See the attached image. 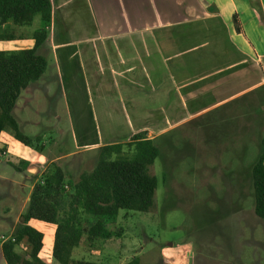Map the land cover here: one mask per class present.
Returning a JSON list of instances; mask_svg holds the SVG:
<instances>
[{
    "label": "crops",
    "instance_id": "1",
    "mask_svg": "<svg viewBox=\"0 0 264 264\" xmlns=\"http://www.w3.org/2000/svg\"><path fill=\"white\" fill-rule=\"evenodd\" d=\"M52 6L49 36L39 51L51 54L55 66L24 91L48 93L55 81L72 126L83 128L85 149L127 141L144 130L160 141L186 126L199 128L204 144L216 143L222 151L245 134L264 138V0H52ZM25 27H0L15 36L0 40V49H12L5 41L33 47L36 30L31 39L18 33ZM26 148L2 133L4 156L26 158L32 155ZM36 161L48 163L42 153ZM29 223L44 234L40 259L60 264L53 257L56 225ZM1 246L0 264H7ZM162 247L161 264L193 259L188 248ZM124 248L110 240L93 261L125 264L139 256Z\"/></svg>",
    "mask_w": 264,
    "mask_h": 264
},
{
    "label": "rangeland",
    "instance_id": "2",
    "mask_svg": "<svg viewBox=\"0 0 264 264\" xmlns=\"http://www.w3.org/2000/svg\"><path fill=\"white\" fill-rule=\"evenodd\" d=\"M40 22L37 17L18 33L32 39ZM3 43L11 50L19 49L15 42ZM45 56L51 73L55 59ZM47 90L24 91L14 110L21 130L32 137L33 144L26 149L33 156H4L0 149V175L7 178L0 177V242L2 236L14 235L37 180L34 176H41L46 168V163L39 166L36 161L39 153L45 162L61 165L72 180L97 163L98 149L83 146V128L72 126L59 85L51 81ZM197 130L186 126L156 140L161 151L154 165L156 205L150 213L120 211L118 225L125 229L122 248L129 256L139 255L141 264H161L163 245L170 247L169 252L188 248L193 253L189 264H264V219L255 213L250 177L260 141L245 134L244 142L238 140L232 149L222 151L216 143L204 144ZM58 156L66 157L55 160ZM100 248L82 244L74 250L73 259L94 260Z\"/></svg>",
    "mask_w": 264,
    "mask_h": 264
},
{
    "label": "trees",
    "instance_id": "3",
    "mask_svg": "<svg viewBox=\"0 0 264 264\" xmlns=\"http://www.w3.org/2000/svg\"><path fill=\"white\" fill-rule=\"evenodd\" d=\"M52 10V0H0V27L9 23L31 25L37 17L43 25L33 34V47L0 49V137L4 131L10 132L29 147L32 137L21 130L14 110L22 92L47 70V58L39 48L48 39ZM12 39L13 33H0V40ZM160 152L159 145L144 130L127 141L99 147L95 167L82 172L78 180L70 179L56 161L48 162L41 176H34L37 180L13 239L2 243L7 264H44L39 257L44 234L30 225L32 219L56 225L53 257L60 264H107L74 260L73 252L82 244L95 249L110 240L123 247L125 229L118 225L120 211H153L158 189L154 165ZM250 177L255 213L264 219V138ZM125 264H141V259L133 256Z\"/></svg>",
    "mask_w": 264,
    "mask_h": 264
},
{
    "label": "built area",
    "instance_id": "4",
    "mask_svg": "<svg viewBox=\"0 0 264 264\" xmlns=\"http://www.w3.org/2000/svg\"><path fill=\"white\" fill-rule=\"evenodd\" d=\"M10 239H13V236H2L1 237V242L4 243Z\"/></svg>",
    "mask_w": 264,
    "mask_h": 264
}]
</instances>
